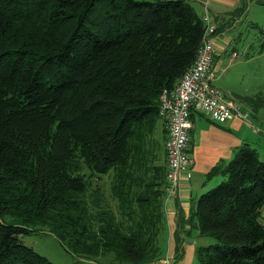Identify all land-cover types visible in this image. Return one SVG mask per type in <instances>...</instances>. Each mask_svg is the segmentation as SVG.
<instances>
[{
	"label": "trees",
	"instance_id": "1",
	"mask_svg": "<svg viewBox=\"0 0 264 264\" xmlns=\"http://www.w3.org/2000/svg\"><path fill=\"white\" fill-rule=\"evenodd\" d=\"M190 1L0 0V264H55L19 239L39 226L104 264L162 257L166 162L155 127L161 90L201 42ZM240 99L264 108V93ZM213 174L222 180L191 207L211 240L198 262L264 264V160L245 143Z\"/></svg>",
	"mask_w": 264,
	"mask_h": 264
},
{
	"label": "crops",
	"instance_id": "2",
	"mask_svg": "<svg viewBox=\"0 0 264 264\" xmlns=\"http://www.w3.org/2000/svg\"><path fill=\"white\" fill-rule=\"evenodd\" d=\"M239 2L244 1H201L202 7L206 5L213 15L216 26H224V28L217 32L214 38L215 55L213 69L215 73L216 70L217 72H219L218 70L222 72L225 70L223 67H220L221 60L218 58L229 48L230 39L224 37L226 33L224 30L231 29L233 24L239 21V18L237 19V17L231 15L234 10L233 7ZM230 58L232 60L233 56ZM231 94L233 96L231 98H235L240 102V95L242 96V94L235 91H232ZM191 122V141L189 147L190 156L193 159L191 169L188 173L181 174L179 181L171 193L163 195L162 205L165 223L160 241L163 253L162 258L166 259L169 264H171L172 260L173 264H191L194 260H197L196 251L200 244L204 242L205 245L210 243L211 240L205 237L203 241V236L199 235L198 228L190 220L191 207L197 198L208 190L206 183L208 179L207 173L220 161L231 159L236 148L242 144L249 143L252 147L254 143L249 139L251 136L249 134V129L251 128L249 122L239 116H234L224 123H217L210 120L203 112L194 111L191 115ZM161 123L162 135L158 139L162 140L164 149L166 129L164 122L162 121ZM250 132L255 133L260 131L252 129ZM163 152L165 153V151ZM175 236L178 237L179 241V255L177 258L175 252L177 238Z\"/></svg>",
	"mask_w": 264,
	"mask_h": 264
},
{
	"label": "rangeland",
	"instance_id": "3",
	"mask_svg": "<svg viewBox=\"0 0 264 264\" xmlns=\"http://www.w3.org/2000/svg\"><path fill=\"white\" fill-rule=\"evenodd\" d=\"M201 1L203 0L190 1L199 16L204 9L201 5ZM243 1L244 3L239 2L236 5L245 4L244 12L237 16L239 21L235 22L231 29L224 30L226 31L224 37L230 39V45L227 51L223 52L218 59L221 60L220 67H223L225 70L223 72L220 70L217 72L216 70L215 78L213 80V85L229 97H233L231 94L232 91L242 95H253L257 92L264 93V51H261V47L264 44V35L259 30L260 28L264 29V3H262L264 0ZM42 16L43 17L39 20L40 22L34 23L33 28L36 32L39 31L40 33L45 30L49 18L46 14ZM258 26L260 28H258ZM231 56H233L234 59L232 58V60H230ZM177 79L178 77L175 78L173 82H176ZM234 102L243 114L246 113V117L243 119L248 121L251 126L249 129V134L251 135L249 139L254 142L252 147L256 149L258 156L264 160V108H259L257 112H252L251 107L244 101L242 102L240 100L239 102L234 98ZM161 122L162 120L158 118L155 127V135L158 138H161L162 135ZM252 129L260 132L252 133L250 132ZM159 141H161V139ZM159 155L161 162L165 163L164 152L160 151ZM221 180L222 176L220 174H213L210 177L208 176L206 182L208 189L214 187ZM260 212V221L264 223V204L262 205ZM19 239L22 243L32 247L39 254L45 256L55 264H104V262H106L98 261L97 259L94 261L73 254L66 245L46 227H34L33 230L21 234ZM204 240L203 237V241ZM201 245H205V242L201 243L200 246ZM173 263L172 260L171 264ZM150 264L169 263L166 259L161 257L158 260L152 261ZM191 264L200 263L197 260H194Z\"/></svg>",
	"mask_w": 264,
	"mask_h": 264
},
{
	"label": "built area",
	"instance_id": "4",
	"mask_svg": "<svg viewBox=\"0 0 264 264\" xmlns=\"http://www.w3.org/2000/svg\"><path fill=\"white\" fill-rule=\"evenodd\" d=\"M200 19L203 25L201 42L193 62L172 88H163L159 94L158 115L166 129L164 194L171 193L181 174L191 169L193 159L189 147L194 111L203 112L217 123H224L234 116L246 117L234 100L213 85L214 38L217 32L214 17L206 5Z\"/></svg>",
	"mask_w": 264,
	"mask_h": 264
},
{
	"label": "bare ground",
	"instance_id": "5",
	"mask_svg": "<svg viewBox=\"0 0 264 264\" xmlns=\"http://www.w3.org/2000/svg\"><path fill=\"white\" fill-rule=\"evenodd\" d=\"M227 97H229V96H227ZM229 98H231V97H229ZM232 100H234L233 98H231Z\"/></svg>",
	"mask_w": 264,
	"mask_h": 264
}]
</instances>
